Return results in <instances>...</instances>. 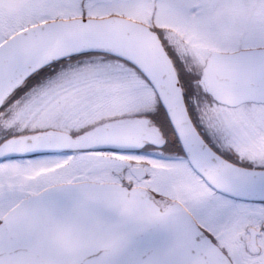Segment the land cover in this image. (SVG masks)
<instances>
[{"label":"snow or ice","instance_id":"1","mask_svg":"<svg viewBox=\"0 0 264 264\" xmlns=\"http://www.w3.org/2000/svg\"><path fill=\"white\" fill-rule=\"evenodd\" d=\"M0 264H264V0H0Z\"/></svg>","mask_w":264,"mask_h":264}]
</instances>
